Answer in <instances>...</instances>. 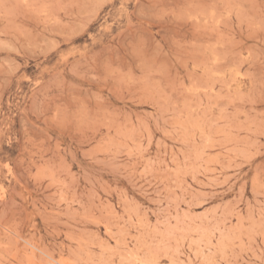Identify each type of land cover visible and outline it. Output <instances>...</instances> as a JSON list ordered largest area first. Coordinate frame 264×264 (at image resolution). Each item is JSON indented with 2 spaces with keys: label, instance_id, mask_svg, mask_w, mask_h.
<instances>
[{
  "label": "rangeland",
  "instance_id": "obj_1",
  "mask_svg": "<svg viewBox=\"0 0 264 264\" xmlns=\"http://www.w3.org/2000/svg\"><path fill=\"white\" fill-rule=\"evenodd\" d=\"M0 264H264V0H0Z\"/></svg>",
  "mask_w": 264,
  "mask_h": 264
}]
</instances>
